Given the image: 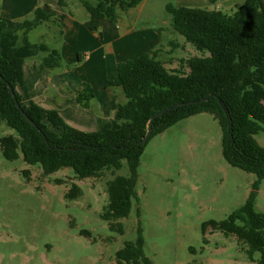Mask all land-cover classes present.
Wrapping results in <instances>:
<instances>
[{"label":"trees","instance_id":"trees-1","mask_svg":"<svg viewBox=\"0 0 264 264\" xmlns=\"http://www.w3.org/2000/svg\"><path fill=\"white\" fill-rule=\"evenodd\" d=\"M57 1L67 5L66 0ZM143 1L82 0V4L93 20L118 24L120 12ZM206 1L217 4L220 0ZM166 10L172 17L173 30L201 55L182 60L184 70H170L160 58L161 47L118 63V78L105 84L106 88H121L126 98L118 106L120 125L114 130L85 132L67 124L56 110L26 104L20 92L25 84V61L16 55V48L3 51L0 47V125L15 132L0 138L1 152L8 161L23 156L29 165H40L45 175L72 168L80 180L118 171L126 161L129 175L115 176L107 182L109 201L102 214L112 230L124 234L119 220L131 213L141 157L148 143L182 120L209 113L221 127L225 160L255 174L257 181L255 192L240 209L226 220L206 223L204 232L210 227L213 232L235 236L253 263L264 264V213L255 207L257 191L264 183V147L255 138L264 132V0H245L232 15L172 4ZM52 18L39 7L33 19L24 21L16 32L19 45L44 52L43 62L49 70L60 67L59 52L43 44H31L28 34ZM6 26L0 17V37ZM91 30L97 32L98 28L92 26ZM177 46L172 43V47ZM94 99V88L85 84L78 102L89 108ZM81 193L75 184L67 197L76 199ZM83 233L90 236L88 231ZM117 260L119 264H152L145 253L141 226L136 240L126 242L118 251Z\"/></svg>","mask_w":264,"mask_h":264},{"label":"rangeland","instance_id":"rangeland-1","mask_svg":"<svg viewBox=\"0 0 264 264\" xmlns=\"http://www.w3.org/2000/svg\"><path fill=\"white\" fill-rule=\"evenodd\" d=\"M244 2L144 0L120 12L118 25L121 31L158 33L160 58L170 70H184L182 60L201 53L173 30L166 6L185 5L232 15ZM72 9L79 19L89 18L82 1ZM54 21L57 28L51 33L57 45L62 43V27L56 17ZM98 29L103 31L101 26ZM98 39L102 40L99 35ZM40 41L38 44H49L52 38ZM172 43L178 46L172 47ZM113 89L125 103L122 89ZM10 134L15 132L0 125V138ZM255 138L264 147V132ZM138 173L131 213L119 220L124 229L121 234L111 229L102 214L109 201L107 182L129 175L126 161L118 171L80 180L72 168L45 175L40 165H29L23 156L6 160L0 149V264H119L118 251L136 240L140 226L152 264H255L235 236L213 232L210 227L204 232L206 223L226 220L240 209L255 192L257 181L255 174L225 160L222 130L211 114L192 116L155 136L145 148ZM75 184L82 193L70 199L67 195ZM256 202V210L264 212V183Z\"/></svg>","mask_w":264,"mask_h":264},{"label":"crops","instance_id":"crops-1","mask_svg":"<svg viewBox=\"0 0 264 264\" xmlns=\"http://www.w3.org/2000/svg\"><path fill=\"white\" fill-rule=\"evenodd\" d=\"M81 1L66 0L68 9L57 0H1L0 17L7 26L0 37V47L3 51L16 47V55L25 61V84L20 92L26 104L35 103L47 110H56L67 124L85 132L105 131L113 125H117L113 128L117 129L120 125L118 106L122 101L118 100L113 88H106V81L118 78V63L157 49L162 39L152 31H121L118 24L93 20L90 14L87 19H79L72 8ZM39 7L53 18L32 30L28 40L38 44L43 37L46 41L52 38V44L45 42L43 45L57 50L61 56L60 67L55 70L45 66L42 50L19 45L16 37L18 28L24 21L33 19ZM55 17L62 27V43L57 45L51 33L57 28L54 27ZM92 26H101L103 31L92 32ZM100 33L102 40L98 39ZM33 37L36 40H32ZM85 84L95 90V99L89 108L77 100Z\"/></svg>","mask_w":264,"mask_h":264},{"label":"water","instance_id":"water-1","mask_svg":"<svg viewBox=\"0 0 264 264\" xmlns=\"http://www.w3.org/2000/svg\"><path fill=\"white\" fill-rule=\"evenodd\" d=\"M9 89H10V91H11L13 97L16 98V94H15L14 89L12 88V86L9 85ZM16 105H17V107L22 111L24 117H25V118H26V119H27L32 125L35 126V123H34L33 121L30 120V118L27 116L26 113H24V111L22 110L20 104H19L18 102H16ZM157 117H158V116H157ZM150 135H151V132L148 133V135H147V137L145 138L144 142H146V141L148 140V138L150 137Z\"/></svg>","mask_w":264,"mask_h":264}]
</instances>
